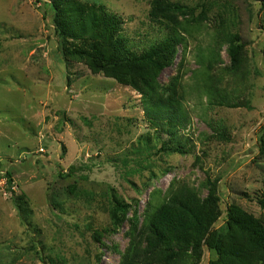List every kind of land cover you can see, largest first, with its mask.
I'll use <instances>...</instances> for the list:
<instances>
[{
  "label": "rangeland",
  "instance_id": "obj_1",
  "mask_svg": "<svg viewBox=\"0 0 264 264\" xmlns=\"http://www.w3.org/2000/svg\"><path fill=\"white\" fill-rule=\"evenodd\" d=\"M83 1L121 16L122 35L139 53L167 35L150 18L152 0ZM173 1L196 16L210 7L202 24L181 30L186 41L157 77L166 96L177 86L187 153L171 151V132L146 114L148 96L64 56L50 0H0V180L15 189L0 193V264H121L130 224L105 232L113 196L132 204L128 217L137 206L142 223L147 203L173 187L207 197L208 179L223 210L216 228L232 204L264 222L263 0ZM222 20L245 44L243 76L229 71L227 43L216 42ZM210 76L243 105L216 104L203 86ZM216 257L204 244L196 264Z\"/></svg>",
  "mask_w": 264,
  "mask_h": 264
},
{
  "label": "trees",
  "instance_id": "obj_2",
  "mask_svg": "<svg viewBox=\"0 0 264 264\" xmlns=\"http://www.w3.org/2000/svg\"><path fill=\"white\" fill-rule=\"evenodd\" d=\"M54 11V24L62 38L63 54L66 57L86 60L95 71H103L123 84L132 86L149 99L146 114L157 127H166L175 141L171 151L187 153V142L182 141L177 126L182 101L175 98L177 86L169 95L161 93L164 88L157 84L160 71L172 62L177 46L186 41L181 30H191V25H200L208 19L210 7L202 6L196 16L195 7L173 0H152L150 18L167 28V35L139 53L122 35L124 20L105 9L104 5L90 4L83 0H50ZM264 7V0L262 1ZM221 21L215 34L216 42L227 43L230 56L229 71L245 75V44L239 33L227 32L229 26ZM212 62L208 65L211 66ZM210 76L203 86L219 105L240 107L241 102H230L226 94ZM183 100V97H182ZM222 137L229 138L226 130H218ZM264 151V140H263ZM11 181V173L7 172ZM209 181L207 197L202 198L194 188L181 184L171 188L158 204L151 201L143 211L140 223L137 206L128 217L132 204L120 196H113L109 206L111 226L105 232L116 231L129 222L130 242L122 256L121 264H196L201 247L206 244L217 257L210 264H264V222L243 208L232 204L226 209L224 225L216 228L223 210L217 195V181ZM24 220L29 213L25 201L15 200ZM264 206V196L259 199ZM95 236L101 235L99 231Z\"/></svg>",
  "mask_w": 264,
  "mask_h": 264
},
{
  "label": "built area",
  "instance_id": "obj_3",
  "mask_svg": "<svg viewBox=\"0 0 264 264\" xmlns=\"http://www.w3.org/2000/svg\"><path fill=\"white\" fill-rule=\"evenodd\" d=\"M7 180L6 182V187L3 186V182L2 180H0V193L2 194H9L10 196H12L14 193H15V189H14V186H11L9 183H8V179L5 178ZM10 181V180H9ZM2 183V185H1ZM2 186L4 187V189H2Z\"/></svg>",
  "mask_w": 264,
  "mask_h": 264
}]
</instances>
